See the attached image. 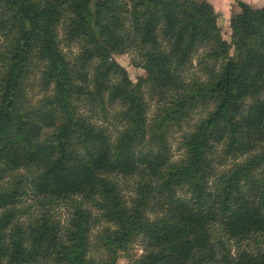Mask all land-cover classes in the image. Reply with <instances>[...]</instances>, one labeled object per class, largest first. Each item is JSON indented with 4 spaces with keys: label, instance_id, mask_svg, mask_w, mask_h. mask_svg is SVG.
<instances>
[{
    "label": "trees",
    "instance_id": "1",
    "mask_svg": "<svg viewBox=\"0 0 264 264\" xmlns=\"http://www.w3.org/2000/svg\"><path fill=\"white\" fill-rule=\"evenodd\" d=\"M239 6L228 41L206 0H0V264H118L138 239L136 264H264V5ZM27 187L66 222L24 220Z\"/></svg>",
    "mask_w": 264,
    "mask_h": 264
},
{
    "label": "rangeland",
    "instance_id": "2",
    "mask_svg": "<svg viewBox=\"0 0 264 264\" xmlns=\"http://www.w3.org/2000/svg\"><path fill=\"white\" fill-rule=\"evenodd\" d=\"M203 1V0H199ZM213 4L215 10L219 13V25L222 28V33L224 39L231 41V34L232 30L230 27V19L233 14L240 11L241 8L239 6V1L247 2L250 5H254L253 7L258 8L255 6V0H206ZM252 2V3H249ZM258 3H261V0H257ZM64 49L69 52L71 57H75L80 49L77 44L73 43L70 46H67L65 43H63ZM232 56L237 55V51L233 47L231 51ZM114 58L122 64L129 72L130 77L135 82L137 81V78L142 75H146V71L135 65L134 62V55L131 54H121V55H114ZM193 67L189 69L188 75H199L200 70L198 67V63L196 59L193 62ZM35 69V68H34ZM41 73L39 72L38 68L34 70V72L31 74L30 78L26 82L27 87V95L28 99L31 102V104L36 105L39 103V101L48 93L49 91H46L43 89L42 83H41ZM84 106L83 111L87 112L88 114H92L91 111H89L90 106L86 107ZM116 107L119 106H113L110 107L109 113H108V122H105L103 119V114H100L99 116H95L94 120H98L99 122L106 123L107 126H110L111 129H114L113 122H115L113 118V112L115 111ZM154 110V106L151 107V113ZM204 112L197 111L193 114L191 117V121L197 120ZM99 117V118H98ZM187 130V124H184L182 127H178L175 129L174 133L171 137L172 147H173V159L179 160L184 156L185 150L181 146V140L183 133ZM232 161V160H231ZM231 161L228 162L227 167L230 166ZM121 186L124 188V192L126 194H131L133 188H134V181L132 179L128 178H119ZM1 183H5V181H2ZM28 193L24 195L21 204L19 205L21 208H24L26 210V213L23 214L24 220H29L31 218H34L38 215H40L41 211L44 210V208H50L54 210L60 219L63 222H66L69 210H70V203L68 202H60V203H47L43 205V203H40L38 199L36 198L33 190L30 187H27ZM108 223L103 222L102 225H97V227L93 230L92 235V254L95 256H103L106 254V252L101 249L100 247V241L98 239V234L102 231V229L107 226ZM113 226V225H112ZM102 233V232H101ZM100 233V234H101ZM143 244L142 240L138 239L134 244L131 245V247L128 249L127 252L121 253L119 257L118 264H136V260L141 256L143 253ZM99 247V248H98Z\"/></svg>",
    "mask_w": 264,
    "mask_h": 264
},
{
    "label": "crops",
    "instance_id": "3",
    "mask_svg": "<svg viewBox=\"0 0 264 264\" xmlns=\"http://www.w3.org/2000/svg\"><path fill=\"white\" fill-rule=\"evenodd\" d=\"M252 1V0H251ZM260 1V0H259ZM252 3V2H249ZM264 5V0H261V3H258L257 0H255V6L262 7ZM254 6V5H253Z\"/></svg>",
    "mask_w": 264,
    "mask_h": 264
}]
</instances>
